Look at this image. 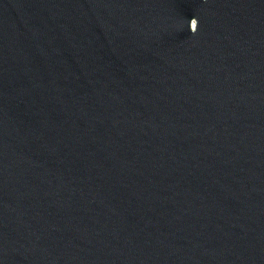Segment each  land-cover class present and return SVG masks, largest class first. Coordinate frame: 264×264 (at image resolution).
I'll return each mask as SVG.
<instances>
[{"label": "water", "instance_id": "1", "mask_svg": "<svg viewBox=\"0 0 264 264\" xmlns=\"http://www.w3.org/2000/svg\"><path fill=\"white\" fill-rule=\"evenodd\" d=\"M0 264H264V0H0Z\"/></svg>", "mask_w": 264, "mask_h": 264}, {"label": "clouds", "instance_id": "2", "mask_svg": "<svg viewBox=\"0 0 264 264\" xmlns=\"http://www.w3.org/2000/svg\"><path fill=\"white\" fill-rule=\"evenodd\" d=\"M192 19H196V20H197V25L199 26V21H198V19H197L196 17H193ZM192 19H191V20H192ZM191 20L189 21V24H190ZM198 26H197V30H198ZM196 32H197V31H196ZM196 32H195V33H196ZM195 33H192V34H195Z\"/></svg>", "mask_w": 264, "mask_h": 264}]
</instances>
